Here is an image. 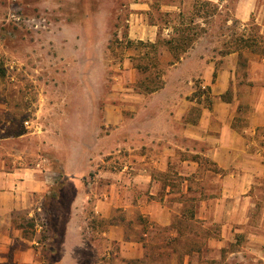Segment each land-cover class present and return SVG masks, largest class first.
<instances>
[{
	"label": "crops",
	"instance_id": "obj_1",
	"mask_svg": "<svg viewBox=\"0 0 264 264\" xmlns=\"http://www.w3.org/2000/svg\"><path fill=\"white\" fill-rule=\"evenodd\" d=\"M226 1L125 3L126 31L119 32V39L131 46L125 47L124 67L114 75L108 98L98 100L103 108L93 145L78 146L73 160L68 154L61 172L0 169V264H147L154 247L169 256V264H264V146L256 141L264 130V58L249 57L244 63L252 73L253 96L251 115L241 127L235 75L244 51L226 49L217 70L216 61L201 58L207 51L198 48L197 38L179 60L163 43L175 36V25L184 23L194 3ZM259 6L264 0H236L234 20L228 22L249 21ZM108 21L104 12L84 14L74 25L75 39L103 53ZM140 42H159L157 51L134 45ZM151 54L156 62L172 57L157 81L148 66L133 62ZM140 74L146 76L138 82ZM158 81L159 88L146 90ZM107 139L109 146H101ZM58 181L71 184L74 196L63 230L66 239L55 258L54 247L50 257L39 241L26 237L14 214L30 215L36 199H46ZM83 217L106 222L99 234L102 245L86 236L95 228ZM181 220L197 222L209 233L199 248L177 241L184 237ZM88 247L95 251L92 259L85 256Z\"/></svg>",
	"mask_w": 264,
	"mask_h": 264
},
{
	"label": "rangeland",
	"instance_id": "obj_2",
	"mask_svg": "<svg viewBox=\"0 0 264 264\" xmlns=\"http://www.w3.org/2000/svg\"><path fill=\"white\" fill-rule=\"evenodd\" d=\"M128 1L0 0V169L61 172L68 154L73 160L78 146L93 145L97 116L103 108L98 100L108 98L114 75L120 73L119 67H124L125 47L131 46L119 39V32L126 31L123 6ZM235 5L236 0H227L223 5L196 2L191 13L183 17L184 23L175 27L190 26L192 30L186 34L197 38L198 48L207 51L201 58L216 61L217 70L224 65L226 49L244 51L246 55L239 60L235 75L242 109L237 123L244 127L252 112L253 96L252 82L248 81V73H252L245 67L249 57L264 58V7L259 6L249 21L235 25L228 22L233 19ZM99 12H104L109 20L105 35L109 44L103 53L87 49L75 39L74 25L81 16ZM179 34L176 31L175 36ZM134 45L142 49L139 43ZM78 50L81 51L77 54ZM169 57L172 58L164 55L162 61L156 62L154 58L136 56L133 62L148 66V74L157 81L158 71L168 72ZM145 76L137 75L138 82ZM263 133L264 130L256 138L260 146H264ZM110 143L107 139L101 146ZM62 175H57L56 180ZM73 196L72 185L58 181L46 199H36L30 215L26 211L14 214L15 224L23 228L26 237L39 241L38 247L50 252L49 256L52 247L55 258L62 252L61 242L66 239L63 230L72 212ZM82 221L94 225L95 232L86 236L102 245L99 234L106 222L86 217ZM180 230L184 237H176L177 241L195 242L196 248L209 235L197 222L181 220ZM212 230L217 234L219 225L214 224ZM87 249L85 256L92 259L95 251ZM147 264H169V256L154 247Z\"/></svg>",
	"mask_w": 264,
	"mask_h": 264
},
{
	"label": "trees",
	"instance_id": "obj_3",
	"mask_svg": "<svg viewBox=\"0 0 264 264\" xmlns=\"http://www.w3.org/2000/svg\"><path fill=\"white\" fill-rule=\"evenodd\" d=\"M235 25L237 24V22H234ZM183 23L181 22L180 25H182ZM188 27H177L175 31H177L178 33L180 32V34L178 36H172L169 39H165L163 40V43L169 47V50L172 52V55L174 57V59L179 60L182 57V53L185 52L190 45L196 40V37L194 35H189L186 34L187 30H192L191 28ZM159 44V42L157 43H151V42H140V45L143 47H150V52L157 51V45ZM149 55L146 54V56ZM157 56V55H156ZM155 55L152 56V58L156 57ZM149 57V56H148ZM151 58V59H152ZM158 59V58H156ZM143 67V66H141ZM144 70L147 69L143 68ZM148 81H150V84H152L153 80L149 79ZM147 84L146 86V90L148 91H153L154 89H157L160 87V82L158 81L155 85H150Z\"/></svg>",
	"mask_w": 264,
	"mask_h": 264
}]
</instances>
